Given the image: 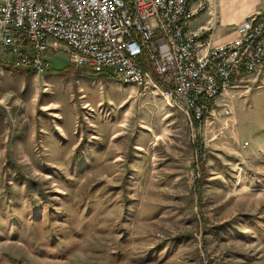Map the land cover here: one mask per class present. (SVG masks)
<instances>
[{
	"label": "rangeland",
	"instance_id": "obj_1",
	"mask_svg": "<svg viewBox=\"0 0 264 264\" xmlns=\"http://www.w3.org/2000/svg\"><path fill=\"white\" fill-rule=\"evenodd\" d=\"M0 45V264H264V71L196 129L161 94Z\"/></svg>",
	"mask_w": 264,
	"mask_h": 264
},
{
	"label": "built area",
	"instance_id": "obj_2",
	"mask_svg": "<svg viewBox=\"0 0 264 264\" xmlns=\"http://www.w3.org/2000/svg\"><path fill=\"white\" fill-rule=\"evenodd\" d=\"M206 3L0 0V45L15 65L42 73L50 41L58 40L74 64L161 94L197 129L210 115H230L224 94L264 71V13L245 16L233 37L216 41L189 25Z\"/></svg>",
	"mask_w": 264,
	"mask_h": 264
},
{
	"label": "crops",
	"instance_id": "obj_3",
	"mask_svg": "<svg viewBox=\"0 0 264 264\" xmlns=\"http://www.w3.org/2000/svg\"><path fill=\"white\" fill-rule=\"evenodd\" d=\"M192 6H196L193 3ZM264 13V0H207L189 21L191 28L203 26L206 34L216 41H225L236 33L237 23L245 16ZM229 89L227 94H234Z\"/></svg>",
	"mask_w": 264,
	"mask_h": 264
},
{
	"label": "trees",
	"instance_id": "obj_4",
	"mask_svg": "<svg viewBox=\"0 0 264 264\" xmlns=\"http://www.w3.org/2000/svg\"><path fill=\"white\" fill-rule=\"evenodd\" d=\"M92 71H93V70H92ZM94 72H99L100 74H104V75H106V74L109 73V71L106 70V69H103V70H101V71H94Z\"/></svg>",
	"mask_w": 264,
	"mask_h": 264
}]
</instances>
